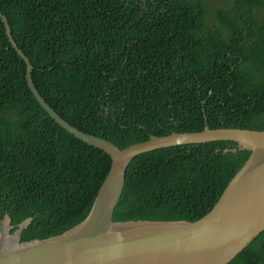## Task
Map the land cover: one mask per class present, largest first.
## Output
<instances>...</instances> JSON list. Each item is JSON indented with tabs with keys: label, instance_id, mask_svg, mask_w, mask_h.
Masks as SVG:
<instances>
[{
	"label": "trees",
	"instance_id": "obj_1",
	"mask_svg": "<svg viewBox=\"0 0 264 264\" xmlns=\"http://www.w3.org/2000/svg\"><path fill=\"white\" fill-rule=\"evenodd\" d=\"M263 7L234 0L214 24L204 0H0L46 101L119 148L206 125L264 130ZM233 147L136 156L114 219H201L252 153ZM111 164L40 105L0 17V218H32L21 241L60 235L87 217ZM229 264H264V231Z\"/></svg>",
	"mask_w": 264,
	"mask_h": 264
},
{
	"label": "water",
	"instance_id": "obj_2",
	"mask_svg": "<svg viewBox=\"0 0 264 264\" xmlns=\"http://www.w3.org/2000/svg\"><path fill=\"white\" fill-rule=\"evenodd\" d=\"M11 44L26 62V79L40 105L65 130L111 156V168L87 217L64 233L21 241L32 221L15 227L9 214L0 218V264H229L264 231V130L209 125L200 131L151 135L119 148L65 120L42 96L34 66L18 46L7 17L0 12ZM227 140L252 153L230 181L218 202L197 221L114 219L122 197L127 168L136 156L186 144Z\"/></svg>",
	"mask_w": 264,
	"mask_h": 264
},
{
	"label": "rangeland",
	"instance_id": "obj_3",
	"mask_svg": "<svg viewBox=\"0 0 264 264\" xmlns=\"http://www.w3.org/2000/svg\"><path fill=\"white\" fill-rule=\"evenodd\" d=\"M207 4L209 11H208V21L214 24H217L216 20V13L215 10L217 8H224L230 10L234 0H204ZM256 14L261 16L264 14V7L261 9H256Z\"/></svg>",
	"mask_w": 264,
	"mask_h": 264
},
{
	"label": "clouds",
	"instance_id": "obj_4",
	"mask_svg": "<svg viewBox=\"0 0 264 264\" xmlns=\"http://www.w3.org/2000/svg\"><path fill=\"white\" fill-rule=\"evenodd\" d=\"M204 114H205V117H206V120H207V114H206V111L204 110Z\"/></svg>",
	"mask_w": 264,
	"mask_h": 264
}]
</instances>
